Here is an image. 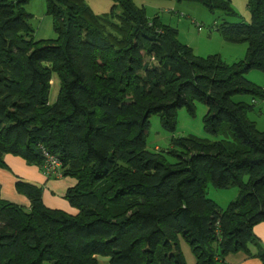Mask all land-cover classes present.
Here are the masks:
<instances>
[{"label": "trees", "instance_id": "obj_1", "mask_svg": "<svg viewBox=\"0 0 264 264\" xmlns=\"http://www.w3.org/2000/svg\"><path fill=\"white\" fill-rule=\"evenodd\" d=\"M46 1L50 39L35 38L31 0H0V166L6 154L42 165L44 148L77 180L65 196L77 212L47 207L32 184H17L30 207L3 199L0 187V264H186L181 236L196 264L252 255L250 245L264 264L253 231L264 222V131L248 117L264 87L245 76L264 72V0L248 1L250 22L218 27L248 44L234 63L198 56L134 0H114L104 14L85 0ZM177 1L236 15L227 0ZM196 102L207 105V132L222 138L173 140L175 163L147 148L152 115L173 129L177 110L194 113ZM208 185L236 187L238 197L223 208Z\"/></svg>", "mask_w": 264, "mask_h": 264}, {"label": "rangeland", "instance_id": "obj_2", "mask_svg": "<svg viewBox=\"0 0 264 264\" xmlns=\"http://www.w3.org/2000/svg\"><path fill=\"white\" fill-rule=\"evenodd\" d=\"M236 15L227 14L225 11L215 9L211 11L207 6L196 1L177 0H134L143 7L149 18L159 16L161 20L179 30V39L193 48L198 56L217 54L228 63L238 62L246 57L248 44L246 42L230 41L225 34L218 29L224 21L250 22L251 13L248 8L249 0H227ZM85 2L97 14L110 12L115 4L114 0H85ZM27 9L34 15L31 22L35 27L37 39H50L57 36L52 18L46 12V0H31ZM120 10V6H118ZM245 76L255 85L264 87V72L258 69H250ZM60 91V82L56 76L50 92V103L56 101ZM235 101L252 103V95L237 94L233 96ZM207 105L203 102L195 103L194 113L186 107H181L175 115V128L171 129L162 122L160 114H154L150 118V126L146 136L147 148L151 151L160 150L166 155V161L175 163L177 158L166 151L172 147V141L179 138L198 137L211 140L222 138V134H210L205 129V116ZM249 119L257 124V128L264 131V100L255 99L254 109L248 113ZM238 188H215L208 185L206 196L221 207L225 208L232 200L238 197ZM180 248L185 257L186 264H196L195 256L188 241L180 237ZM102 260V261H101ZM99 264L109 263L108 258L100 257ZM43 264H51L49 261Z\"/></svg>", "mask_w": 264, "mask_h": 264}, {"label": "crops", "instance_id": "obj_3", "mask_svg": "<svg viewBox=\"0 0 264 264\" xmlns=\"http://www.w3.org/2000/svg\"><path fill=\"white\" fill-rule=\"evenodd\" d=\"M4 162L5 165L0 166V187L3 199L30 207V199L17 189V184L24 182L42 189L43 202L47 207L62 209L72 214L77 212L65 197L67 190L77 183L75 178L63 176L57 172H49L45 169L44 163L42 165L29 163L19 155L6 154ZM237 194L235 192V195ZM253 231L259 244L264 247V222L257 224ZM250 250L252 255L244 252L229 254L225 257V261L220 264H263L255 255L257 246L250 245ZM101 261L99 260V263ZM105 264L109 263L105 262Z\"/></svg>", "mask_w": 264, "mask_h": 264}, {"label": "built area", "instance_id": "obj_4", "mask_svg": "<svg viewBox=\"0 0 264 264\" xmlns=\"http://www.w3.org/2000/svg\"><path fill=\"white\" fill-rule=\"evenodd\" d=\"M43 154L45 158L44 167L49 172H57L60 173V160L57 156L49 153L47 150L43 148Z\"/></svg>", "mask_w": 264, "mask_h": 264}]
</instances>
